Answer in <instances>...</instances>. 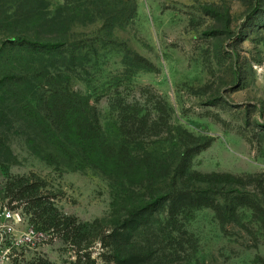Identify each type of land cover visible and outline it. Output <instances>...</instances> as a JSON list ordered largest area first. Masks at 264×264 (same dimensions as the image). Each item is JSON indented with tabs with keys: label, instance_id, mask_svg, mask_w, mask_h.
Listing matches in <instances>:
<instances>
[{
	"label": "rangeland",
	"instance_id": "obj_1",
	"mask_svg": "<svg viewBox=\"0 0 264 264\" xmlns=\"http://www.w3.org/2000/svg\"><path fill=\"white\" fill-rule=\"evenodd\" d=\"M154 93L168 102L173 126L213 139L194 171L264 179V0H0V264L77 259V248L50 231L26 245L36 227L26 204L6 199L9 177L39 179L62 215L104 227L124 213L123 193L134 195L114 172L87 164L71 127L57 129L53 106L90 103L105 139L117 141L113 100L148 110ZM162 140L150 152L162 154ZM165 219L155 217L148 241L163 264L264 258L263 224L249 208L230 213L224 229L210 208L185 213L187 234L175 241L185 250L168 248ZM149 244L142 233L135 248ZM90 251L101 261L107 250L95 242Z\"/></svg>",
	"mask_w": 264,
	"mask_h": 264
},
{
	"label": "trees",
	"instance_id": "obj_2",
	"mask_svg": "<svg viewBox=\"0 0 264 264\" xmlns=\"http://www.w3.org/2000/svg\"><path fill=\"white\" fill-rule=\"evenodd\" d=\"M146 103L151 106L148 110L140 102L113 100L112 109L119 120L117 141L105 139L97 111L90 103L79 111L74 109L71 99L68 104L53 106L51 112L57 129L66 123L67 128L71 127L76 139L73 144L88 157L87 164L114 172L120 182L134 189V195L123 193L127 197L124 213L113 226L104 227L101 222L91 225L62 215L54 197L44 196L39 179L9 177L6 199L11 204H26L31 215L29 221L37 228L34 227V238H29L26 245L37 246L44 239V232L50 231L77 248L73 264H163L161 249L154 250L148 242L156 216H166L161 232H166L163 240L168 248L175 244L181 250H185V240L175 241L187 233L180 218L202 208L214 210L223 229L230 213L235 215L238 209L249 208L264 228V179L247 181L231 174L194 171V158L209 149L213 139L197 138L173 126L171 108L161 95H147ZM64 134L66 142H70L68 133ZM161 138L162 154L150 152L148 146H152V140ZM247 186L253 187L255 194L240 191ZM137 191L141 192L136 194ZM142 233L149 245L136 249V238ZM95 242L107 250L101 261L94 259L90 251ZM256 262L264 264V258L258 257ZM35 264L51 263L40 259Z\"/></svg>",
	"mask_w": 264,
	"mask_h": 264
}]
</instances>
